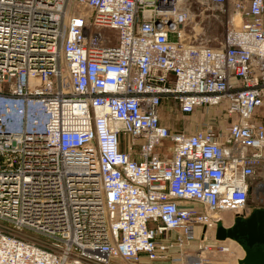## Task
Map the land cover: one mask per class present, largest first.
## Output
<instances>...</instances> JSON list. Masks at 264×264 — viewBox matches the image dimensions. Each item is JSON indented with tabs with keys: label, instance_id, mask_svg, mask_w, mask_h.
Here are the masks:
<instances>
[{
	"label": "built area",
	"instance_id": "obj_1",
	"mask_svg": "<svg viewBox=\"0 0 264 264\" xmlns=\"http://www.w3.org/2000/svg\"><path fill=\"white\" fill-rule=\"evenodd\" d=\"M77 1L0 0V264H230L208 233L264 198V0L220 47L185 42L190 0ZM165 100L230 125L173 131Z\"/></svg>",
	"mask_w": 264,
	"mask_h": 264
},
{
	"label": "rangeland",
	"instance_id": "obj_2",
	"mask_svg": "<svg viewBox=\"0 0 264 264\" xmlns=\"http://www.w3.org/2000/svg\"><path fill=\"white\" fill-rule=\"evenodd\" d=\"M228 12H220L218 8L208 7V4L201 3V0H190L193 17L186 27V40L191 44H208L212 47H220L227 36L229 26L231 25L230 13L232 9V0H227ZM68 14L74 12H88L91 14V9L79 3L77 0H70ZM103 33L110 37L113 43L119 40V32L114 29L104 28ZM223 109V107H221ZM217 107L212 108H197L192 113H183L179 103L174 100H165L162 104V119L173 131L184 130L190 133L208 127L213 124L217 130H226L230 125L231 120L225 115V111ZM257 119L264 121V105L257 110ZM252 202L255 207L263 205L264 198L261 200L256 194L252 197ZM224 220L234 217V213L229 210L221 212ZM198 233V230H197ZM236 244L238 242L235 240ZM244 250L240 249V254L243 255Z\"/></svg>",
	"mask_w": 264,
	"mask_h": 264
},
{
	"label": "water",
	"instance_id": "obj_3",
	"mask_svg": "<svg viewBox=\"0 0 264 264\" xmlns=\"http://www.w3.org/2000/svg\"><path fill=\"white\" fill-rule=\"evenodd\" d=\"M262 215L261 226L259 230L243 229L237 234V225L226 227L220 225L216 232L217 240H226L228 238L236 240L244 250V256L239 259L238 264H264V209H258ZM238 217V216H237ZM246 236V243H243L239 237Z\"/></svg>",
	"mask_w": 264,
	"mask_h": 264
},
{
	"label": "flooded vegetation",
	"instance_id": "obj_4",
	"mask_svg": "<svg viewBox=\"0 0 264 264\" xmlns=\"http://www.w3.org/2000/svg\"><path fill=\"white\" fill-rule=\"evenodd\" d=\"M252 201L253 200L251 198L248 203V208L242 215H239L238 217L234 218L233 226H238L236 229L238 235L243 229L258 231L259 227L261 226L262 215L258 212V209H264V207H255ZM239 239L243 243H246L245 235H240Z\"/></svg>",
	"mask_w": 264,
	"mask_h": 264
},
{
	"label": "crops",
	"instance_id": "obj_5",
	"mask_svg": "<svg viewBox=\"0 0 264 264\" xmlns=\"http://www.w3.org/2000/svg\"><path fill=\"white\" fill-rule=\"evenodd\" d=\"M162 122H163V119H162ZM164 124H166V123H164ZM222 217H223V215H222ZM233 222H234V217H231V219H227V220L225 219L224 220V223H221V225H224L226 227H230V226L233 225ZM217 229L211 230L208 233L209 240L212 243L215 242V240H217L216 239ZM221 242L229 245L230 246V249H231V253L230 254L223 255L222 257L225 258V259H227L230 264H238L239 259L242 258L244 256V254H245V253H243V255L240 254V249H242L241 245L239 243L236 244L235 240H232L230 238H228L226 240H223V241L221 240ZM167 264H179V260H178L177 256L175 255V258L171 262H169Z\"/></svg>",
	"mask_w": 264,
	"mask_h": 264
}]
</instances>
